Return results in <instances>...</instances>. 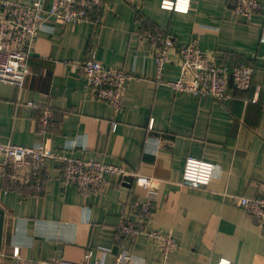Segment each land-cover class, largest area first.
I'll return each mask as SVG.
<instances>
[{
  "label": "crops",
  "instance_id": "crops-1",
  "mask_svg": "<svg viewBox=\"0 0 264 264\" xmlns=\"http://www.w3.org/2000/svg\"><path fill=\"white\" fill-rule=\"evenodd\" d=\"M42 1L47 7L52 3ZM161 3L109 0L98 25L48 19L52 28L33 40L24 87L0 80V141H42L54 151L159 178L146 188L131 177L121 181L110 175L99 191L83 192L66 184L61 161L49 158L41 171L43 189L33 193L12 187L0 170V264H27L14 255L15 247L34 264L45 258L81 260L87 249L92 259L114 264L122 248L130 249L138 264H264V225L225 195L264 193V16L234 15L233 0H191L185 12ZM144 28L170 34L176 43L199 35L203 48L227 62L250 60L255 64L250 89L230 86V97L222 101L176 91L168 83L180 74L173 62L157 81L151 49L138 37ZM91 53L136 75L128 82L115 129L109 103L94 96L79 67ZM44 107L54 110L55 119L42 133L35 123ZM189 156L217 165L206 188L181 183ZM3 159L0 151V163ZM134 198L153 200L147 229L177 238L179 247L168 257L158 241L145 235L130 239L117 229L124 217L138 220Z\"/></svg>",
  "mask_w": 264,
  "mask_h": 264
},
{
  "label": "built area",
  "instance_id": "built-area-1",
  "mask_svg": "<svg viewBox=\"0 0 264 264\" xmlns=\"http://www.w3.org/2000/svg\"><path fill=\"white\" fill-rule=\"evenodd\" d=\"M233 2V14L236 16H242L247 20H251L256 12L264 16V4L259 0ZM190 3L191 0H162L161 5L164 8L185 12L190 9ZM108 7L109 0H52L48 7L42 0H33L31 3L0 0V8L3 10L0 21V80L10 82L20 90L24 87L27 75L31 72L29 58L32 54L33 40L40 30L52 28L47 23L48 19L71 25L81 21H90L98 25L102 23ZM138 37L140 42L145 39L151 49L156 61L157 81L162 80L166 63L173 62L180 66L179 76L168 81L176 91L188 92L196 97L212 96L222 101L230 97V86L239 90H248L251 87L255 64L241 59L233 64L225 61L217 53L203 48L199 35H191L187 42L176 43L170 34L144 28L138 32ZM260 40L264 42V25ZM79 67L85 74L94 96L109 103L112 111L111 124L115 129L118 124L117 117L124 109L128 82L136 76L135 73L108 65L99 60L94 53L79 61ZM28 104L37 107V102L29 101ZM54 119V110L44 107L36 118L37 129L44 133L54 123ZM0 151L4 155L0 170L5 179L12 187L28 188L33 193H39L43 189L41 171L49 158L59 159L63 181L76 185L83 192L99 191L107 183L110 175L119 176L121 181H127L131 177L135 184L146 188L154 187L159 181L154 175L131 170L116 163L83 159L63 151H54L42 141L33 145L0 141ZM216 166L211 161L189 156L186 159L181 183L189 187L206 188L216 173ZM225 195L233 197L238 206L252 214L259 224L264 225V193L249 196L226 192ZM131 206L138 220L129 217L120 220L117 229L123 236L136 239L139 235H145L158 241L164 257L178 249L179 242L172 233L146 228L153 211L152 199L134 198ZM101 248L110 250L107 247ZM14 255L27 264L36 262L19 257V247L14 248ZM39 262L105 264L100 256L92 259L91 249L85 251L81 260L45 258ZM114 264H138V261L130 249L122 248L116 253Z\"/></svg>",
  "mask_w": 264,
  "mask_h": 264
},
{
  "label": "trees",
  "instance_id": "trees-1",
  "mask_svg": "<svg viewBox=\"0 0 264 264\" xmlns=\"http://www.w3.org/2000/svg\"><path fill=\"white\" fill-rule=\"evenodd\" d=\"M177 11V10H176ZM224 59V58H223ZM245 60V61H249V62H251L250 60H248V59H244V58H238V59H236V60H234L233 62H229V63H236V62H238L239 60ZM225 60V59H224ZM221 61H223V60H221ZM176 64V63H175ZM62 166V165H61ZM263 194V193H262ZM259 195H261V194H259Z\"/></svg>",
  "mask_w": 264,
  "mask_h": 264
}]
</instances>
